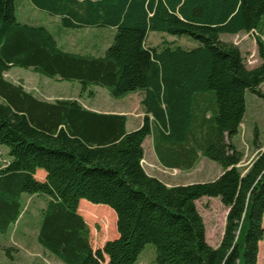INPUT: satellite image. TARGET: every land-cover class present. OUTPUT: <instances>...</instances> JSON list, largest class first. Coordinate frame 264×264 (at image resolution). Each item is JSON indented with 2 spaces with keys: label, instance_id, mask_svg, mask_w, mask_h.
<instances>
[{
  "label": "trees",
  "instance_id": "16d2710c",
  "mask_svg": "<svg viewBox=\"0 0 264 264\" xmlns=\"http://www.w3.org/2000/svg\"><path fill=\"white\" fill-rule=\"evenodd\" d=\"M29 1L56 16L61 28L115 33L101 55L65 50L45 25L18 20L15 0H0V145L8 150L0 163V232L17 222L23 194L37 195L45 198L38 243L64 264H136L146 244L154 247V264H257L264 142L255 129L256 154L243 167L235 137L245 92L264 99V0ZM149 31L188 36L198 45H147ZM238 33L253 34L257 66L247 67L237 45L220 39ZM13 67L76 81L79 95L88 97L91 86L113 98L141 90L142 123L128 131L125 114L93 111L72 98H39L5 77ZM148 136L161 166L189 170L201 156L221 173L165 184L143 167ZM37 170L44 180L34 177ZM202 197H217L226 211L215 247L196 207ZM78 204L90 219L113 211L117 236L93 249Z\"/></svg>",
  "mask_w": 264,
  "mask_h": 264
},
{
  "label": "rangeland",
  "instance_id": "374dc122",
  "mask_svg": "<svg viewBox=\"0 0 264 264\" xmlns=\"http://www.w3.org/2000/svg\"><path fill=\"white\" fill-rule=\"evenodd\" d=\"M15 2L18 20L34 25H45L57 38H72L79 42L82 40H92L94 42L108 41L107 46H109L115 33V28L112 27H92L88 30L84 28H61L58 20H56V16L33 6L29 0H15ZM60 30L65 31V33L61 34ZM220 39L237 45L245 59L247 67H255L260 63L253 34H221ZM164 41L186 48L198 45L197 41L188 36H176L166 32L149 31L146 38L147 45L156 46ZM5 77L10 80L22 77L25 88L31 90L42 99L55 100L56 96H74L80 93V84L76 81L63 80L57 82L30 69L13 67V69L11 68V70L5 73ZM260 89L264 92V82L261 84ZM91 91L93 92V96L88 102L90 105L103 109L128 110L134 115L141 114L142 107L140 100L143 96V91L141 90L126 94L121 98H113L101 86H91ZM81 95L84 101H87V92ZM245 99V118L240 126L239 134L235 137L238 146L244 152L241 161L243 167L248 166L256 154V149L250 146L253 143L255 129L258 132L259 140L264 142V99L249 91L245 92ZM2 102L3 100L0 98V103ZM147 150L148 148L145 146V152ZM148 155L146 153L142 161L145 171L150 176L155 175V177L161 178L169 185L209 181L221 173V167L206 157H201L193 168L181 170L178 168H165L159 164L155 157ZM7 156V148L0 145V163ZM23 202L24 208L17 222L6 232H0V264H58L56 259L59 264H64L54 255L45 251L37 240V232L41 219L40 206L42 203L45 204L44 196L23 194ZM92 205L103 206L104 204L92 203ZM196 207L204 221L207 241L214 244L223 232L226 214L225 208L217 197H202L196 201ZM106 214L103 212L101 214L102 217L99 219H90L83 215L89 227L90 243L93 249L102 247L105 240H110L116 235V216L113 211L112 215H108L109 218H106ZM104 218L108 220L105 221ZM154 257L155 250L153 245L146 244L136 264H154ZM257 264H264V235L263 239L259 242Z\"/></svg>",
  "mask_w": 264,
  "mask_h": 264
},
{
  "label": "crops",
  "instance_id": "0c3cea01",
  "mask_svg": "<svg viewBox=\"0 0 264 264\" xmlns=\"http://www.w3.org/2000/svg\"><path fill=\"white\" fill-rule=\"evenodd\" d=\"M56 20H58V18H56ZM85 30H88L90 28H84ZM64 30V29H63ZM63 30H60L61 34H64L65 31H67L65 29V31ZM72 31V30H71ZM55 36V35H54ZM55 38L57 39V42L58 44L64 48L65 50H75V51H80L82 53H92V54H100L104 51V49L107 47V42H104V41H99V42H94L92 40H82V41H76V40H73L72 38L71 39H68V38H57V36H55ZM109 40V39H108ZM13 69V68H12ZM11 70V69H10ZM12 81H21L22 83L23 82V79L22 77H19L15 80H12ZM59 82V81H57ZM82 95H74V96H56L55 98L56 99H59V98H72V99H77L79 102H81V104L84 105V107L88 108V109H91L93 111H97V112H102V113H119V114H125L126 115V129L128 131H131V130H134L136 128H138L141 123H142V119H143V112L141 111V114L139 113L138 115H134L132 114L130 111L128 110H112V109H103V108H98L94 105H90L88 102L89 100L91 99V97H88L87 98V101H84L83 99V96L81 97ZM51 101V100H50ZM143 152H144V156L145 154H149L148 156H153L156 158V155L154 153V150H153V146H152V139H150V137H146L143 141ZM145 146H147L148 150L145 152ZM201 158V156L199 157V159ZM198 159V160H199ZM157 160V158H156ZM143 161V160H142ZM196 165V164H195ZM37 179L39 180H44L45 179V172L43 170H37L36 174L34 175ZM155 176V175H154ZM218 176V175H217ZM216 176V177H217ZM215 177V178H216ZM159 178V177H158ZM161 181H163L161 178H159ZM213 180V179H212ZM165 184H167L165 181H163ZM169 185V184H167ZM43 203L42 205L40 206V209L43 207ZM78 212L79 214H81L83 216V212H80V208L78 207ZM106 224V223H105ZM221 235L222 233L220 234L219 238L216 239V241L214 242V244L212 243H208L212 246H217L219 241H220V238H221ZM117 236V232H116V235L113 237L115 238ZM111 238V239H113ZM206 240H207V235H206ZM107 241V240H105ZM104 241V242H105ZM103 242V243H104ZM92 246V245H91ZM100 247V246H99ZM56 259V258H55ZM57 263L59 264L58 260L56 259Z\"/></svg>",
  "mask_w": 264,
  "mask_h": 264
}]
</instances>
